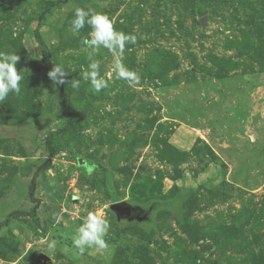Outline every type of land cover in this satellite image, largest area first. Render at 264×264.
<instances>
[{
  "label": "rangeland",
  "instance_id": "1",
  "mask_svg": "<svg viewBox=\"0 0 264 264\" xmlns=\"http://www.w3.org/2000/svg\"><path fill=\"white\" fill-rule=\"evenodd\" d=\"M44 1L0 0V51L19 56L23 76L20 94L0 102V221L29 212L0 228V264H264V0L50 9L39 28L49 62L81 81L65 135L51 65L32 35ZM76 8L136 38L122 53L97 50L108 83L99 92L81 79L91 29L72 32ZM116 58L137 82L116 77ZM119 202L135 212L119 217ZM89 212L109 221L107 246L80 254L72 239Z\"/></svg>",
  "mask_w": 264,
  "mask_h": 264
},
{
  "label": "clouds",
  "instance_id": "2",
  "mask_svg": "<svg viewBox=\"0 0 264 264\" xmlns=\"http://www.w3.org/2000/svg\"><path fill=\"white\" fill-rule=\"evenodd\" d=\"M71 30L79 33L85 25L91 31L80 41L81 45L90 50L87 54L88 70L81 74V79L90 83L91 88L99 92L108 87L105 79L100 77V64L94 59L98 49L104 48L110 52L119 50L123 52L125 45L136 42L135 36L116 30L112 20L104 13L94 10L76 8L74 18L71 20ZM16 53L0 51V102L7 99L10 93L19 95L21 92V81L23 76L17 71L16 64L19 61ZM116 77L121 80L137 82L136 74L127 68L121 58H116L114 62ZM67 72L62 65L54 64L48 72V77L54 85H63L68 81L65 79ZM80 79H72L71 87L75 90L80 88ZM110 228L109 221L100 213L89 212L72 239V247L83 254L86 248L104 249L106 244L105 237ZM48 247L54 249L56 241L49 242ZM67 252L68 249L66 248Z\"/></svg>",
  "mask_w": 264,
  "mask_h": 264
},
{
  "label": "trees",
  "instance_id": "3",
  "mask_svg": "<svg viewBox=\"0 0 264 264\" xmlns=\"http://www.w3.org/2000/svg\"><path fill=\"white\" fill-rule=\"evenodd\" d=\"M64 0H45L44 4L42 6V10L40 14L38 15L36 19V24L33 28L32 35L37 42V44L41 47V55L43 58V61L47 62L49 65V58H48V49L41 38L39 28H40V22H42L45 18V15L49 12L50 9L54 8L55 6H58L63 3ZM53 65H51V68ZM65 79L68 81L67 83L63 85H54V91L55 95L59 98L60 103L64 106V110L66 111V119H65V125L61 127L58 130L59 135H65L70 134L75 126L76 119H78L77 114L71 109L70 105V94L72 91L71 87V80L69 78V75L67 74ZM45 148L46 151L50 156L55 155L56 149L52 145V135L48 136L45 140ZM33 186L30 185L29 191L31 193ZM34 211V209H33ZM29 212L23 211V210H12L4 217L2 221H0V228L4 225H7L11 219H17L21 217L22 215H28Z\"/></svg>",
  "mask_w": 264,
  "mask_h": 264
},
{
  "label": "water",
  "instance_id": "4",
  "mask_svg": "<svg viewBox=\"0 0 264 264\" xmlns=\"http://www.w3.org/2000/svg\"><path fill=\"white\" fill-rule=\"evenodd\" d=\"M111 209L120 217H130L132 208L127 205L123 204L122 202L114 203L111 205Z\"/></svg>",
  "mask_w": 264,
  "mask_h": 264
},
{
  "label": "flooded vegetation",
  "instance_id": "5",
  "mask_svg": "<svg viewBox=\"0 0 264 264\" xmlns=\"http://www.w3.org/2000/svg\"><path fill=\"white\" fill-rule=\"evenodd\" d=\"M133 211L135 212V210H132L131 213H133ZM136 212H137V211H136ZM131 213H130V214H131Z\"/></svg>",
  "mask_w": 264,
  "mask_h": 264
}]
</instances>
